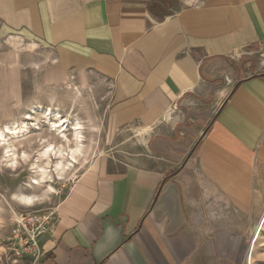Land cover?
I'll return each instance as SVG.
<instances>
[{"label": "crops", "instance_id": "1", "mask_svg": "<svg viewBox=\"0 0 264 264\" xmlns=\"http://www.w3.org/2000/svg\"><path fill=\"white\" fill-rule=\"evenodd\" d=\"M45 84L104 99L107 147L36 264H242L264 208V0H0ZM38 66H40L38 64Z\"/></svg>", "mask_w": 264, "mask_h": 264}, {"label": "rangeland", "instance_id": "2", "mask_svg": "<svg viewBox=\"0 0 264 264\" xmlns=\"http://www.w3.org/2000/svg\"><path fill=\"white\" fill-rule=\"evenodd\" d=\"M146 3L153 15L161 17L168 12L173 0H146ZM42 54V46L27 34L12 32L0 24V129H4L6 123L20 125L31 110L40 109L25 119L28 132L23 139L8 138L15 147V164L11 157L3 156L4 149L0 146V264L37 263L36 257L17 255L12 249L11 230L15 219L34 211L53 217L71 184L107 147L104 99L88 87L80 88L72 79L62 85L45 84L41 73ZM48 109L59 111L67 119L64 132L70 142L65 143L66 149L73 145L76 120L81 122L83 152L74 166L60 172L53 165L55 159L51 166L41 156L48 145H61L60 132L51 129L46 118ZM40 168L48 170L44 178ZM21 195H34L37 200L28 205L18 199ZM258 222L246 236L242 264H264V222L255 235Z\"/></svg>", "mask_w": 264, "mask_h": 264}, {"label": "bare ground", "instance_id": "3", "mask_svg": "<svg viewBox=\"0 0 264 264\" xmlns=\"http://www.w3.org/2000/svg\"><path fill=\"white\" fill-rule=\"evenodd\" d=\"M37 112H40V109L34 108L30 111V115L26 116L24 120L21 122L20 125H15V122L6 123L4 125V129H0V146L4 149V157H11L10 160L12 161V164L16 163V156L14 152V144L8 142L9 139L13 140H21L24 138V136L27 134V122L25 119L31 118L32 114H35ZM46 118L51 125V129L57 130L60 132L58 135L61 145L56 147L55 145H48V147L41 151V156L46 161V163L49 165L51 164L52 160L54 161V167L55 169L60 172L64 170L65 168H68V166H74L75 163H77V158L81 155L83 143H82V135H81V125L78 120L75 122V126L73 128V145L69 146L67 149L65 148V143H69L70 139L65 134V122H67V119L63 118L59 111L57 110H51L48 109L45 111ZM11 151V152H10ZM10 152V153H9ZM25 154H23L24 156ZM74 163V164H73ZM51 164V166H53ZM39 171H41V174L43 178L46 176L48 170L47 168H40ZM23 203L25 204H32L34 201L37 200V197L34 195H21L19 198ZM264 222V212L258 222V224L255 227V235H258L259 230Z\"/></svg>", "mask_w": 264, "mask_h": 264}, {"label": "built area", "instance_id": "4", "mask_svg": "<svg viewBox=\"0 0 264 264\" xmlns=\"http://www.w3.org/2000/svg\"><path fill=\"white\" fill-rule=\"evenodd\" d=\"M52 218L35 211L16 218L11 230L12 249L15 254H28L38 259L41 254V238L50 230Z\"/></svg>", "mask_w": 264, "mask_h": 264}]
</instances>
